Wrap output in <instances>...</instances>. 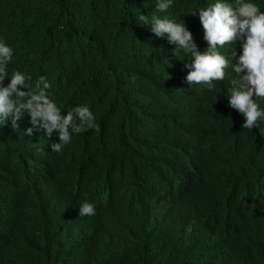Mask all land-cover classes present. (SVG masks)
Returning <instances> with one entry per match:
<instances>
[{
	"label": "trees",
	"instance_id": "1",
	"mask_svg": "<svg viewBox=\"0 0 264 264\" xmlns=\"http://www.w3.org/2000/svg\"><path fill=\"white\" fill-rule=\"evenodd\" d=\"M209 2L156 14L182 19L203 51L189 13ZM154 11L155 0H0L9 74L25 72L29 89L45 76L62 115L82 103L95 115L59 153L55 131L24 134L26 115L0 125V264H264V123L241 127L227 78L185 81L190 54L138 21ZM85 200L95 214L80 217Z\"/></svg>",
	"mask_w": 264,
	"mask_h": 264
},
{
	"label": "clouds",
	"instance_id": "2",
	"mask_svg": "<svg viewBox=\"0 0 264 264\" xmlns=\"http://www.w3.org/2000/svg\"><path fill=\"white\" fill-rule=\"evenodd\" d=\"M171 4L172 0H155L156 11L147 16L140 13L138 21L149 25L156 37L166 35L168 43L175 45L174 56L178 57L181 52L190 54V62L184 64L188 69L185 81L190 86L203 83L212 90L214 81L227 78L228 105L244 117L241 127L259 128L264 123V107L259 104L264 99V11L253 0H232L231 3L211 0L205 7L191 10L189 14L198 13L208 45L201 51L182 19L156 14L167 12ZM237 43L238 56L235 47L220 50L226 44ZM13 52V48L0 39V125L9 124L11 118L12 129H17V122L26 115L32 127L24 134L31 136L35 130L50 138L55 131L58 142H51L49 147L57 153L75 134L95 127V115L87 103L73 106L62 115L45 76H39L29 89L26 84L29 77L25 72L14 70L9 74ZM6 77L10 82L5 86ZM78 207L80 217L95 214L93 202L85 200Z\"/></svg>",
	"mask_w": 264,
	"mask_h": 264
}]
</instances>
